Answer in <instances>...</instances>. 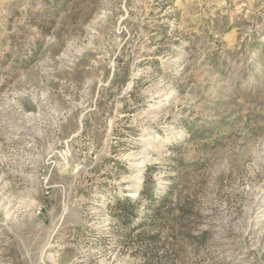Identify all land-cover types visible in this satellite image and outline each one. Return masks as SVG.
Here are the masks:
<instances>
[{
	"label": "rangeland",
	"instance_id": "obj_1",
	"mask_svg": "<svg viewBox=\"0 0 264 264\" xmlns=\"http://www.w3.org/2000/svg\"><path fill=\"white\" fill-rule=\"evenodd\" d=\"M166 194L264 264V0H0V264H146Z\"/></svg>",
	"mask_w": 264,
	"mask_h": 264
},
{
	"label": "trees",
	"instance_id": "obj_2",
	"mask_svg": "<svg viewBox=\"0 0 264 264\" xmlns=\"http://www.w3.org/2000/svg\"><path fill=\"white\" fill-rule=\"evenodd\" d=\"M115 206L120 209V214L115 217L130 231L129 233L140 230L144 226V218L142 219L138 212L136 201L129 197L118 198L115 200ZM197 216V213L188 204H171L169 194L161 198L153 207L152 214L148 218L152 223H155V219H160L166 226L157 229L155 228L156 224L154 226L151 223L149 232H140L136 236L138 239L145 236L144 239L150 240L149 244L153 246L146 264H167L173 256L179 255L178 248L181 246L185 244L199 246V244L205 243L207 232L194 233L195 228L192 226V222ZM164 232L166 235L163 240Z\"/></svg>",
	"mask_w": 264,
	"mask_h": 264
}]
</instances>
